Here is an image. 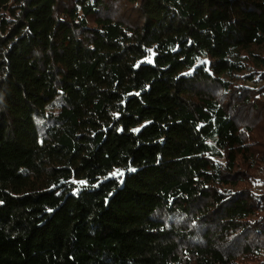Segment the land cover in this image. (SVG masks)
I'll use <instances>...</instances> for the list:
<instances>
[{"label": "trees", "instance_id": "1", "mask_svg": "<svg viewBox=\"0 0 264 264\" xmlns=\"http://www.w3.org/2000/svg\"><path fill=\"white\" fill-rule=\"evenodd\" d=\"M263 168L264 0H0V264H264Z\"/></svg>", "mask_w": 264, "mask_h": 264}, {"label": "rangeland", "instance_id": "2", "mask_svg": "<svg viewBox=\"0 0 264 264\" xmlns=\"http://www.w3.org/2000/svg\"><path fill=\"white\" fill-rule=\"evenodd\" d=\"M260 82H261V80H260ZM247 83L249 85L255 84V82H253L251 80H247ZM254 173L257 175V178H258V181L256 183L257 190L258 191L264 190V168L263 169H257L256 171H254Z\"/></svg>", "mask_w": 264, "mask_h": 264}]
</instances>
